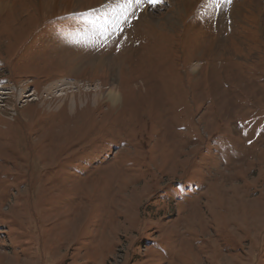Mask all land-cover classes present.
Returning <instances> with one entry per match:
<instances>
[{
    "label": "rangeland",
    "instance_id": "374dc122",
    "mask_svg": "<svg viewBox=\"0 0 264 264\" xmlns=\"http://www.w3.org/2000/svg\"><path fill=\"white\" fill-rule=\"evenodd\" d=\"M78 2L0 0V264H264V0Z\"/></svg>",
    "mask_w": 264,
    "mask_h": 264
},
{
    "label": "snow or ice",
    "instance_id": "6c2138e0",
    "mask_svg": "<svg viewBox=\"0 0 264 264\" xmlns=\"http://www.w3.org/2000/svg\"><path fill=\"white\" fill-rule=\"evenodd\" d=\"M163 0H121L120 3H118L117 7L122 9V14L124 17V20L126 21L129 17L139 19L137 16V9H140L143 11V9L147 6H157L158 4L162 3ZM226 3H232L233 0H225ZM206 3L209 7L212 6H219L218 0H206ZM122 21L117 20L114 21V24L116 27L119 26V23ZM116 28H113V31H115Z\"/></svg>",
    "mask_w": 264,
    "mask_h": 264
},
{
    "label": "bare ground",
    "instance_id": "6f19581e",
    "mask_svg": "<svg viewBox=\"0 0 264 264\" xmlns=\"http://www.w3.org/2000/svg\"><path fill=\"white\" fill-rule=\"evenodd\" d=\"M74 1V0H73ZM79 2V5H78V8H76L77 10H79V9H83V8H86V7H88V6H92L94 3H92V4H87V5H85V6H83V3L84 2H86L87 0H78ZM93 1V0H92ZM64 4L65 5H67V4H70L69 3V0H64ZM69 10H71V9H69ZM69 10H67V11H69ZM61 12H63V11H58V13H61ZM58 13H55V14H58ZM65 52V51H64ZM108 98L110 99V101L112 102V103H116L117 101H118V98H119V96L117 95V93H116V90L114 89V88H111L110 90H108Z\"/></svg>",
    "mask_w": 264,
    "mask_h": 264
}]
</instances>
